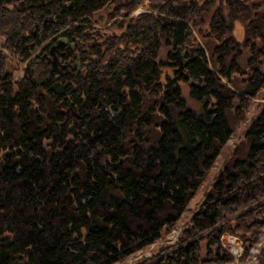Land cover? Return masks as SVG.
<instances>
[{
	"label": "trees",
	"instance_id": "obj_1",
	"mask_svg": "<svg viewBox=\"0 0 264 264\" xmlns=\"http://www.w3.org/2000/svg\"><path fill=\"white\" fill-rule=\"evenodd\" d=\"M263 234L264 0H0V264H230Z\"/></svg>",
	"mask_w": 264,
	"mask_h": 264
},
{
	"label": "rangeland",
	"instance_id": "obj_2",
	"mask_svg": "<svg viewBox=\"0 0 264 264\" xmlns=\"http://www.w3.org/2000/svg\"><path fill=\"white\" fill-rule=\"evenodd\" d=\"M216 5L213 8V10L216 9ZM213 10L211 11V13L213 12ZM148 12V10L145 7H139L135 12H134V16L138 17L140 15L146 14ZM102 18H104V15L102 14ZM233 26H232V32L234 33V35L239 39V40H243L244 38V31H245V27H244V21L241 20V18H236L233 21ZM209 23L206 22V25L204 26V28L206 29L208 27ZM195 33H198L197 28L194 29ZM207 32V30L205 31ZM204 32V33H205ZM56 64L52 61H50V64ZM24 64V63H23ZM22 64V65H23ZM13 66V65H12ZM171 69V68H170ZM169 71V70H168ZM14 74H16V77H21L24 74V71L22 68H20L19 70H17V72H15ZM184 89V95L185 96H189L188 93V88H183ZM260 100V99H259ZM257 99L256 104H254V106L251 107L250 110V114L251 113H256L258 112L259 108L257 105V102L259 101ZM189 104L194 107L195 109L198 110V108H200V105L193 101V100H189ZM249 120H246L242 123L241 125V129H244L246 127V125L248 124ZM238 141H240L239 139V135L238 134H234L230 141L228 142L227 146L225 147L224 152L219 155V157L217 158L215 165H214V170L212 171V174L210 175L209 179L207 181H205V183L203 184L202 188L197 192L193 202L189 205V207L186 209L185 213L183 214L181 220L179 221V223L177 224L176 228L168 235V239L169 242L170 241H175L177 240L180 231L182 229V226L184 225V223L188 220V218H190L194 211L196 210V208L199 206L200 204V198L203 196V194L206 192L207 188L210 186V184L212 183L214 176L217 174L218 170L221 169L223 161L226 157V155L228 154V152H230V150L236 146V144L238 143ZM229 237H234L237 239L238 241V245L240 247V251L238 253L233 252L230 248V245L227 244L226 240ZM223 241H225V246L238 258L241 256L242 251H243V247H242V240L235 236V235H231L229 233H225L222 237ZM224 243V242H223ZM227 244V245H226ZM264 244V234L261 235L259 242L256 244V246L252 249L251 251V256L245 261V262H241V261H235L233 263L230 264H259L258 262V255L261 251V247ZM153 250V247L142 251L141 253H139L138 255L132 256L127 258L124 261L119 262L118 264H124L125 262L127 263H132L134 262V260L140 256H148L151 255V252Z\"/></svg>",
	"mask_w": 264,
	"mask_h": 264
},
{
	"label": "bare ground",
	"instance_id": "obj_3",
	"mask_svg": "<svg viewBox=\"0 0 264 264\" xmlns=\"http://www.w3.org/2000/svg\"><path fill=\"white\" fill-rule=\"evenodd\" d=\"M227 244L230 245V249L235 252V253H238L240 251V247L238 245V241L236 238L234 237H229L227 238L226 240Z\"/></svg>",
	"mask_w": 264,
	"mask_h": 264
},
{
	"label": "flooded vegetation",
	"instance_id": "obj_4",
	"mask_svg": "<svg viewBox=\"0 0 264 264\" xmlns=\"http://www.w3.org/2000/svg\"><path fill=\"white\" fill-rule=\"evenodd\" d=\"M53 52H54V50H53ZM50 61H52V62L56 63V58L54 57V58H53V59H51Z\"/></svg>",
	"mask_w": 264,
	"mask_h": 264
},
{
	"label": "water",
	"instance_id": "obj_5",
	"mask_svg": "<svg viewBox=\"0 0 264 264\" xmlns=\"http://www.w3.org/2000/svg\"><path fill=\"white\" fill-rule=\"evenodd\" d=\"M224 242V244H225V241H223ZM227 245V244H226Z\"/></svg>",
	"mask_w": 264,
	"mask_h": 264
}]
</instances>
